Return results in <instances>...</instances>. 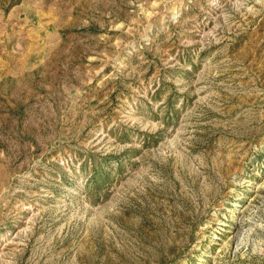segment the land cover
I'll return each mask as SVG.
<instances>
[{"label": "rangeland", "instance_id": "374dc122", "mask_svg": "<svg viewBox=\"0 0 264 264\" xmlns=\"http://www.w3.org/2000/svg\"><path fill=\"white\" fill-rule=\"evenodd\" d=\"M0 264H264V0H0Z\"/></svg>", "mask_w": 264, "mask_h": 264}]
</instances>
